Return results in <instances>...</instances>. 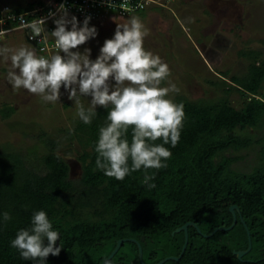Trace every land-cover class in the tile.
Masks as SVG:
<instances>
[{
  "label": "trees",
  "instance_id": "1",
  "mask_svg": "<svg viewBox=\"0 0 264 264\" xmlns=\"http://www.w3.org/2000/svg\"><path fill=\"white\" fill-rule=\"evenodd\" d=\"M34 4L11 5L12 12ZM239 53L247 60L245 72L210 81L216 97L171 98L183 103L185 118L179 142L165 145L172 153L167 166L147 170L154 188L143 183V168L123 181L96 168L95 144L111 106H97L90 125L76 117L65 129L81 149L75 153L77 176L45 133L40 138L47 151L39 157L13 144L0 146V264H40L10 246L40 210L58 231L55 246L61 247L45 264H264V55L248 47ZM232 92L244 96L241 106L229 101ZM131 133L129 128V141ZM232 205L239 208L234 224ZM4 212L12 217L8 222ZM186 223L193 225L182 251L185 232L176 229ZM249 236L251 247L239 258L236 251L248 248Z\"/></svg>",
  "mask_w": 264,
  "mask_h": 264
},
{
  "label": "clouds",
  "instance_id": "2",
  "mask_svg": "<svg viewBox=\"0 0 264 264\" xmlns=\"http://www.w3.org/2000/svg\"><path fill=\"white\" fill-rule=\"evenodd\" d=\"M107 7L113 11L117 8L134 11L129 0H121L118 5L107 0ZM57 14L58 18L53 20L55 30L48 32L46 21ZM26 16L22 14L18 18V30H29V39L39 37V43L47 44L49 37L53 38L58 51L44 56L27 43L18 48L0 47V57L10 61L7 78L13 88L27 90L45 103H59L63 86L68 99L74 102L76 116L85 125H90L97 116V106H111L95 144L96 168L118 181L143 168L146 173L143 183L154 188L150 181L155 176L147 174V170L167 166L165 161L172 153L165 145L175 147L179 142L185 113L183 103L168 98L180 89L170 81L167 87H161L171 72L159 55L145 49L148 30L140 17L133 15L116 24L113 37L104 41L100 54L92 60L88 48L83 53L73 51L98 35L96 27H89L90 16L78 25L77 18L69 17L64 4L43 17L29 20ZM4 22L0 19V25ZM9 31L0 28V40ZM84 97H91L90 102ZM129 128L132 129L130 141ZM157 140L162 143H155ZM2 218L8 222L12 217L4 212ZM58 239L59 233L53 230L47 213L40 210L33 213L29 228L16 233L10 246L23 259L45 264L50 254L55 257L61 252V247L55 246Z\"/></svg>",
  "mask_w": 264,
  "mask_h": 264
},
{
  "label": "rangeland",
  "instance_id": "3",
  "mask_svg": "<svg viewBox=\"0 0 264 264\" xmlns=\"http://www.w3.org/2000/svg\"><path fill=\"white\" fill-rule=\"evenodd\" d=\"M37 1L42 0H0V4L25 5ZM169 1L166 7L157 10L147 7V11L143 10L145 13L136 14L148 30L145 49L159 55L169 66L171 75L161 87H167L170 81L180 89L168 98L184 96L193 101L207 96L214 98L217 92L210 81L221 79L224 72L227 78L245 72L247 60L240 51L248 47L259 49L264 55V0ZM128 18L113 13L103 15L89 25L96 27V38L73 51L83 53L88 48L90 59L95 60L104 41L113 37L116 24ZM5 44L11 48L22 45L15 33L0 40V47ZM9 68L10 61L0 57V111L5 113V116L0 114V146L13 144L23 154L39 157L47 151L44 137L40 138L45 133L58 142L71 175H79L80 165L75 153L81 149L75 141L65 137V129L71 128L77 117L74 102L68 99L63 86L59 103H45L27 90L13 88L7 78ZM114 83L110 80V84ZM229 96L232 105L241 106L244 96L240 92ZM83 99L90 102L91 97Z\"/></svg>",
  "mask_w": 264,
  "mask_h": 264
},
{
  "label": "built area",
  "instance_id": "4",
  "mask_svg": "<svg viewBox=\"0 0 264 264\" xmlns=\"http://www.w3.org/2000/svg\"><path fill=\"white\" fill-rule=\"evenodd\" d=\"M114 4H119L121 0H111ZM170 2L169 0H129V5L134 11H128L127 9L117 8L115 11L107 7V0H43L42 2L35 3L34 7L31 9H24L22 12L15 13L12 12L11 3H2L0 4V19H3L5 22L3 25H0V28L9 29V35L15 33L19 37V42L22 44H29L32 47L37 49L39 55L50 56L54 54L57 49L54 47V39L49 37L47 44L39 43L40 38L35 40L29 39L31 33L29 30H18L19 27V17L22 14H27L26 19H33L46 16L50 11L55 12L60 4L64 6L69 11V17L75 16L78 21V25H82L83 20L86 16H90L89 25L103 18V15L113 13L118 17H131L145 10L147 7H166V3ZM140 5V7H137ZM14 17L15 19H8V17ZM58 18V14L49 18L46 21L45 27L48 32L55 30V25L53 20ZM70 29V26H69ZM6 47H9L5 44ZM4 45V46H5ZM3 46V47H4ZM43 49V51H41Z\"/></svg>",
  "mask_w": 264,
  "mask_h": 264
},
{
  "label": "water",
  "instance_id": "5",
  "mask_svg": "<svg viewBox=\"0 0 264 264\" xmlns=\"http://www.w3.org/2000/svg\"><path fill=\"white\" fill-rule=\"evenodd\" d=\"M235 210L239 211V208L236 206V205H232L230 206V211L232 212L233 214V224L236 222V214H235ZM241 218V217H240ZM242 219V218H241ZM232 224V225H233ZM188 225H193L192 223H186L184 224L182 227L176 229V231H180V230H184L185 232V241H184V244L182 246V251L184 250L185 246H186V242H187V227ZM217 229H221V227L219 228H216L214 229L210 234L214 233ZM248 235H249V232H247ZM122 242V239L118 240L117 243H116V246L114 247V249L112 250V252L109 254V256L103 261L105 262L106 260H108L109 258H111L113 256V254L117 251V249L119 248L120 244ZM251 247V241H250V236H249V244H248V248L246 250H242V251H236V254L237 256L240 258L242 257V255L244 253H246ZM142 256V249H141V246L139 245V257ZM166 259L156 263V264H161L165 261Z\"/></svg>",
  "mask_w": 264,
  "mask_h": 264
}]
</instances>
